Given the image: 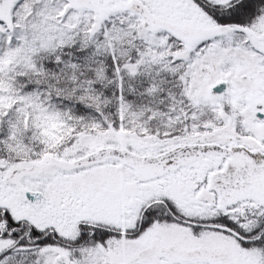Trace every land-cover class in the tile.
<instances>
[{
  "label": "snow or ice",
  "instance_id": "6c2138e0",
  "mask_svg": "<svg viewBox=\"0 0 264 264\" xmlns=\"http://www.w3.org/2000/svg\"><path fill=\"white\" fill-rule=\"evenodd\" d=\"M0 264H264V0H0Z\"/></svg>",
  "mask_w": 264,
  "mask_h": 264
}]
</instances>
